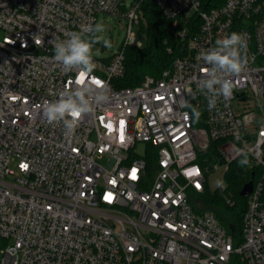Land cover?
<instances>
[{
    "label": "built area",
    "instance_id": "obj_1",
    "mask_svg": "<svg viewBox=\"0 0 264 264\" xmlns=\"http://www.w3.org/2000/svg\"><path fill=\"white\" fill-rule=\"evenodd\" d=\"M144 1L0 0V264H264V0L210 9L204 0H150L185 22L177 34L185 54L159 77L117 88L125 49L142 47L133 28ZM98 15L125 20L127 36L110 59L92 56L85 80L106 82L109 99L69 138L43 116L45 102L78 79L54 62L51 41ZM232 32L246 34L247 66L230 77L233 96L210 110L199 53ZM215 141L223 162L203 167ZM241 149L256 176L234 235L198 197Z\"/></svg>",
    "mask_w": 264,
    "mask_h": 264
},
{
    "label": "clouds",
    "instance_id": "obj_2",
    "mask_svg": "<svg viewBox=\"0 0 264 264\" xmlns=\"http://www.w3.org/2000/svg\"><path fill=\"white\" fill-rule=\"evenodd\" d=\"M104 30L101 23L85 25L80 31L65 33V39L54 38L51 41L54 62L65 73L78 72L74 89L61 92L58 100L45 102L43 106V116L47 123L55 125L62 122L66 137L74 136L81 117L92 112L94 104H103L109 99L106 82L85 80V76L93 73L96 68L92 57L93 46L103 41L105 47H111L110 41L99 35ZM246 49V34L232 32L217 39L214 47L199 53V58L207 65L202 69L204 78L200 81L199 88L208 94L210 110L216 107L221 95L225 100L233 96L235 85L230 77L239 76L245 70L247 57L243 53ZM191 115L198 121L201 113L192 108ZM238 154L242 156L238 162L240 166L247 165V154L242 149L238 150Z\"/></svg>",
    "mask_w": 264,
    "mask_h": 264
},
{
    "label": "trees",
    "instance_id": "obj_3",
    "mask_svg": "<svg viewBox=\"0 0 264 264\" xmlns=\"http://www.w3.org/2000/svg\"><path fill=\"white\" fill-rule=\"evenodd\" d=\"M225 1L204 0V6L209 3L208 9L220 7ZM141 10L143 16L139 26L142 30L145 27L148 29V45L146 48L125 49V73L123 77L114 81L117 88L138 86L145 76L159 77L163 71L172 67L177 58L185 54V43L177 35L185 25L174 26V21L163 17L154 2L150 0L142 3ZM193 30L194 32L198 30V22ZM219 145V141L213 142L208 153L201 157L200 163L202 162L203 167L223 162L218 154ZM240 159L242 157L230 164L225 174L226 187L222 193L220 190L214 193L207 191L198 197L202 202L201 210L215 213L221 223L234 235L241 230L247 203L246 198L240 196V191L251 180L253 173L256 176L249 163L240 166L238 163ZM227 197L235 202L234 206L231 207L226 203Z\"/></svg>",
    "mask_w": 264,
    "mask_h": 264
},
{
    "label": "rangeland",
    "instance_id": "obj_4",
    "mask_svg": "<svg viewBox=\"0 0 264 264\" xmlns=\"http://www.w3.org/2000/svg\"><path fill=\"white\" fill-rule=\"evenodd\" d=\"M133 0H127L126 5H130ZM129 6H127L128 8ZM97 23H101L104 26V32L99 35L103 38H106L110 41L111 47H105L103 41L95 44L92 49V56L99 59H110L115 52L120 51L123 48L125 38L127 36V22L125 20H119L117 18L105 15H98ZM185 25L183 20H179L177 23H174V26H183ZM133 32L137 40L142 43V48H146L148 45V29L145 27L144 30L140 26H134ZM97 52V53H95ZM136 151L139 154L144 152V145L138 144ZM101 164L106 165L108 158L104 157L99 161ZM14 168V164L12 165ZM208 187L211 193L219 191L222 193L223 188L226 187V178L223 171L214 172L208 178ZM1 260V254H0Z\"/></svg>",
    "mask_w": 264,
    "mask_h": 264
},
{
    "label": "water",
    "instance_id": "obj_5",
    "mask_svg": "<svg viewBox=\"0 0 264 264\" xmlns=\"http://www.w3.org/2000/svg\"><path fill=\"white\" fill-rule=\"evenodd\" d=\"M253 189V175H252V179L243 186L242 190L240 191V196L241 197H247Z\"/></svg>",
    "mask_w": 264,
    "mask_h": 264
}]
</instances>
